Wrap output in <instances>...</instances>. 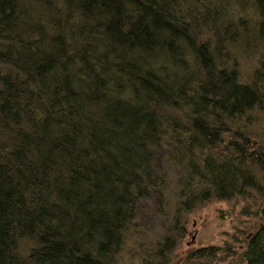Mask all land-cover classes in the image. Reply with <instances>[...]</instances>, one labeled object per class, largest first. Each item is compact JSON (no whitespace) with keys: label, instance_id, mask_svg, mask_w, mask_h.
Listing matches in <instances>:
<instances>
[{"label":"trees","instance_id":"16d2710c","mask_svg":"<svg viewBox=\"0 0 264 264\" xmlns=\"http://www.w3.org/2000/svg\"><path fill=\"white\" fill-rule=\"evenodd\" d=\"M262 117L264 0H0V264H165L194 208L264 198Z\"/></svg>","mask_w":264,"mask_h":264},{"label":"rangeland","instance_id":"374dc122","mask_svg":"<svg viewBox=\"0 0 264 264\" xmlns=\"http://www.w3.org/2000/svg\"><path fill=\"white\" fill-rule=\"evenodd\" d=\"M253 13L247 7L246 21L251 26L256 23L251 17ZM260 47L257 43L258 50ZM255 53L237 56L243 69L251 67L256 58ZM259 126L264 134V117ZM262 182L264 186V180ZM253 195L250 199L234 197L229 200H210L186 214L184 233L169 251L165 264H238L245 239L260 224V216L264 210V198H260L258 194ZM134 245L137 246L136 242L130 241L127 251L129 249L132 253L136 247ZM209 245L215 248L214 255L197 258L196 261L190 257L187 259L186 253L189 251ZM124 260L126 261L125 258ZM136 261L137 259L130 258L128 264H137Z\"/></svg>","mask_w":264,"mask_h":264}]
</instances>
